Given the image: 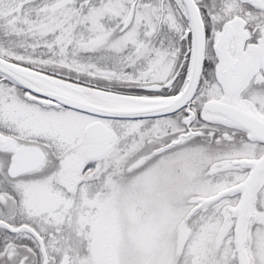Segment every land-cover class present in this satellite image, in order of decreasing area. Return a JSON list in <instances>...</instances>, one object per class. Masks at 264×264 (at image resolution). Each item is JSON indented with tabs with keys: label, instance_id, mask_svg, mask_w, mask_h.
<instances>
[{
	"label": "rangeland",
	"instance_id": "1",
	"mask_svg": "<svg viewBox=\"0 0 264 264\" xmlns=\"http://www.w3.org/2000/svg\"><path fill=\"white\" fill-rule=\"evenodd\" d=\"M35 1L0 0V54L113 91L137 93L140 85L163 83L177 72L165 93L182 87L189 45L179 39L188 30L179 0ZM201 6L212 36L215 23L219 29L234 15L246 20L230 0H201ZM9 94L0 113L13 127L19 120L6 104ZM223 95L220 70L214 79L205 73L195 97L198 120L191 125L201 133L171 147L186 131L180 113L101 119L110 128L106 153L112 155L82 172L67 149L79 141L81 149L84 126L97 118L36 105L35 139L59 159L37 175L32 192L14 185L0 194V220L31 229L18 233L30 241L0 247V264H238L232 209L240 194L211 204L204 199L244 180L250 168L232 161L257 159L264 145L241 140L235 127L201 112L205 100ZM261 95L248 93L243 106L264 113ZM233 101L241 105L240 97ZM249 216L245 250L250 264H264V177Z\"/></svg>",
	"mask_w": 264,
	"mask_h": 264
},
{
	"label": "water",
	"instance_id": "2",
	"mask_svg": "<svg viewBox=\"0 0 264 264\" xmlns=\"http://www.w3.org/2000/svg\"><path fill=\"white\" fill-rule=\"evenodd\" d=\"M179 1L188 20V30L185 34L189 36V55L185 81L175 94L143 96L102 89L24 66L1 56L0 77L31 92L34 100L43 106L65 107L97 118L138 120L167 116L183 110L187 114L184 118L186 131L180 133L177 139L171 141L166 147L176 145L184 138L199 133L189 126L194 117L190 105L200 83L206 51L205 26L196 0ZM246 1L253 7L264 10V0ZM243 24L239 17H233L223 24L214 50L219 56L224 95L219 99L206 100L201 112L225 124L244 129L248 139L264 144V118L233 101V97L239 95L248 78L257 68L255 62L257 52L264 51L262 47L264 38L257 44H249L244 49L241 45L242 41L239 40ZM220 48H222L221 52ZM173 80L174 78H171L162 84L143 85L142 89L158 92L162 88H168ZM108 134L109 129L101 120H94L84 127V135L89 142L83 148L86 158H95L102 153L100 144L106 140ZM29 149H32L31 154L28 152ZM44 157L39 147L23 146L15 149L11 156L8 173L15 177L26 172L37 171L42 166ZM27 160L29 164L24 165ZM232 163L250 168L245 179L206 197L204 203L209 204L227 195L240 194L237 205L232 209V215L235 218L234 246L237 263L250 264L245 250V234L253 198L264 176V153L257 159H236ZM0 226L13 233L20 232L22 228L28 229L25 225L12 227L2 220H0ZM28 230L31 231L30 228Z\"/></svg>",
	"mask_w": 264,
	"mask_h": 264
},
{
	"label": "flooded vegetation",
	"instance_id": "3",
	"mask_svg": "<svg viewBox=\"0 0 264 264\" xmlns=\"http://www.w3.org/2000/svg\"><path fill=\"white\" fill-rule=\"evenodd\" d=\"M165 1L167 2V0H160V2H162V3ZM33 2L35 3L36 1L32 0V3ZM196 2L199 6L201 15L203 17V8L201 6V0H196ZM230 2L235 3V7L238 10L241 9V12L240 13L238 12L236 15H238V14L242 15L243 14V15H245V18H246V20L241 18V21L244 23L241 27L242 34H241V38L239 39L242 41L241 45L245 49V48H247V46L249 44L259 43V41L262 38H264L263 37L264 36V10L257 9L255 7H253L246 0H241V2L238 0H230ZM179 7L181 10V11L179 10L180 14H181V16H179V18L185 20L187 25H188L187 17H186V14L184 12L182 5H179ZM174 9H176V7H174ZM172 12L175 13L176 10L172 9ZM210 16L212 18H215V13L212 11ZM234 17H236V16L234 15ZM223 24L224 23L222 22L221 26ZM216 26H217L216 23H215V26H214V24L211 26V32L213 33L215 31H218V34L216 36H214V35L212 36V35H210L211 33H209L208 27L205 24L206 60H205L204 67H203L202 78L205 76V73L208 72V74L211 75L212 79H214L215 72L217 70H221L220 65H219L220 61H219L218 52L216 50H214V46L218 42L219 35L221 33L222 28L220 26V28L218 29V26H217V28H216ZM186 30L187 29H185L183 31V34H182V36H180L179 39L182 41H185L186 44L189 45V42H188L189 38H188V36L185 35ZM168 31H169V29L166 30V32H168ZM183 35H185V36H183ZM244 37H246V38H244ZM212 40H213V43H211ZM262 47L264 48V43L262 44ZM209 49L211 51V57L210 58H208L209 56L207 57V55L210 54L208 52ZM221 49L222 48H220L219 51ZM0 56L6 57L12 61H15L12 58H9L8 56H6L5 54H0ZM15 62H17V61H15ZM255 62L257 64V68L255 69L254 73L248 78L246 84L243 86V89L240 91V93L238 95V97H240V99H241V105L242 106H243L242 100L247 98L246 95L248 93L250 94L253 92H255V93L258 92V93H260V95L262 94L261 96L264 97V51L261 53L257 52V58H255ZM17 63L25 65V66H29V65L21 63V62H17ZM179 74H180V72H177L170 77V78H172V77L174 78L173 83ZM201 81H202V79H201ZM200 84H201V82H200ZM142 86L143 85L139 86V91L136 94L146 95V96H162V95H170V94L175 93V92L165 93V90H168L171 86L168 87L167 89H162L160 92H157V93L146 92V91L142 90ZM199 89H200V85H199L198 90ZM8 90H10V92ZM6 92H8V94L10 93L8 96L6 104H8V106L10 105V107L12 108V111H14L19 122L16 124V126H13V127L6 125L5 122L3 123L1 121V120H3V118H2L3 115L1 117V113H0V194H2V192H4V191H7V192L10 191L11 192V190H13V188H14V185H16L18 187V189L24 188V189L28 190L29 192H32V189L35 188V186L37 185V182H38L37 175L39 173H41L42 171L46 170L47 168H49V165L51 166L52 164H54V162L59 159V155L56 154V151H54L53 148H52V150H51V148L48 149L49 145L47 143H46V145H43V144L38 143V141L35 139L36 138V119H37L36 118V116H37L36 105H41V104H39L36 100H34L33 94L31 92H28V91L20 88L19 86H16L15 84L11 83L10 81H7V80L0 77V110L1 111H2L1 102L5 101ZM197 93H198V91H197ZM195 97H196V95H195ZM195 97L193 98V101L191 104V108L193 109L195 114H194V118L190 122V126L192 124H194L195 121L198 120L197 119L198 118L197 117V111H196L198 105H197V102L195 100ZM222 97L223 96H221L219 98H222ZM219 98H217V99H219ZM3 108H5V107H3ZM60 108L63 110H68L66 108H62V107H60ZM249 110L252 111L253 113H256L254 110H251V109H249ZM178 113H180L182 115V117H184V118L186 117L185 113L182 110L179 111ZM257 115L264 118V113H262V112H260ZM239 131L241 133H243L241 140L247 141L246 132L244 130H241V128L239 129ZM109 135H110V128H109ZM108 138L101 144L102 151H103L102 154L96 158H86L85 155L83 154L82 149L87 144L85 136H84V140L86 141V143L81 147V149H78V145L80 144L81 141H79L77 144H75V145H73L67 149L68 152L74 153V154H72V158L79 161V164H80L79 172H82L85 169L86 165L89 164L90 162H92V163L97 162L98 164L95 167L99 168L101 166L100 163L102 161H105L108 157H110L112 155L111 152H110V154L106 153V150H107L106 144H107ZM23 146L39 147L42 150V152L44 153V156H45L44 162H43L42 166L40 167V169L37 171H30V172H26L24 174H19L15 177H12L8 173V167H9L10 162H11V156L14 154L15 149L21 148ZM112 151H114V149ZM28 152H30V154H31L32 149H29ZM55 156H58V157L55 158ZM28 162L29 161L27 160L24 163V165H28L29 164ZM20 223H23V221H20ZM5 232H7V233H5ZM14 237L18 238V240H24L25 242L30 241V240H27V239H29L28 234H14V233H10V232L6 231L5 229H0V247L3 248L9 242L18 241V240H11V238H14ZM17 244L21 245L20 243H17ZM22 262H23L22 264H25L24 260ZM2 264H7V263L3 262ZM8 264H10V263H8ZM14 264H21V262H18V260H17V261H15Z\"/></svg>",
	"mask_w": 264,
	"mask_h": 264
},
{
	"label": "trees",
	"instance_id": "4",
	"mask_svg": "<svg viewBox=\"0 0 264 264\" xmlns=\"http://www.w3.org/2000/svg\"><path fill=\"white\" fill-rule=\"evenodd\" d=\"M204 78V77H203ZM201 85H202V81H201V84H200V87H201ZM200 90V89H199ZM117 91H125V90H118L117 89ZM125 92H127V91H125ZM5 233H7V232H5ZM15 243H20V244H23V243H25V241L24 240H18V241H14Z\"/></svg>",
	"mask_w": 264,
	"mask_h": 264
}]
</instances>
